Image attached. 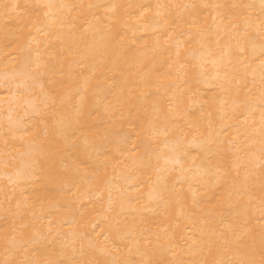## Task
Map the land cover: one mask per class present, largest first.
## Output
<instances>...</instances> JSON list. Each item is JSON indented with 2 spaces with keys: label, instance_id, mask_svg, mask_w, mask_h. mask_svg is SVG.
Here are the masks:
<instances>
[{
  "label": "bare ground",
  "instance_id": "6f19581e",
  "mask_svg": "<svg viewBox=\"0 0 264 264\" xmlns=\"http://www.w3.org/2000/svg\"><path fill=\"white\" fill-rule=\"evenodd\" d=\"M261 21L264 0H0V264H261Z\"/></svg>",
  "mask_w": 264,
  "mask_h": 264
},
{
  "label": "snow or ice",
  "instance_id": "6c2138e0",
  "mask_svg": "<svg viewBox=\"0 0 264 264\" xmlns=\"http://www.w3.org/2000/svg\"><path fill=\"white\" fill-rule=\"evenodd\" d=\"M49 11L46 12L45 18L47 19V22L49 25H55L57 24V18L52 14L51 10L54 7L51 4L45 5ZM13 10L15 9L16 5H13ZM64 7V6H61ZM158 15H160L158 13ZM166 22V21H165ZM60 23H63L62 21H60ZM260 34L262 37H264V21H261L260 23ZM218 43V42H217ZM202 47H204L202 45ZM239 51L243 52L244 48L243 47H239ZM177 57H179L180 55V51H179V45H178V49H177ZM190 56L192 57H196V52L192 51L189 53ZM261 55L264 56V42H262L261 44ZM211 56V59H208V57ZM198 67L200 69V74L203 76L205 74V68L206 65L211 64L212 67L215 69L214 73H208L207 76L205 77L208 80H220L222 79L221 77V69L223 67H225L227 64L231 63V46H226L224 49H221L220 51H218L217 53L213 54L212 51L209 49L207 51V54L205 53H201L200 56L198 57ZM260 65L262 70H264V59H262L260 61ZM264 82V81H262ZM223 103L224 101H221V108L220 111L223 113L224 112V108H223ZM234 111V109H233ZM260 124H261V129L262 131H264V93H262V104H261V118H260ZM211 127V125H209ZM165 165H168L169 163L175 165H178L180 168V171L183 172L185 171L183 169V166L181 164V156L179 153H177V155L172 158L169 159L168 157H165ZM162 171L168 172L169 169L168 168H164L162 169ZM196 178L198 179H204L205 177L209 176V169L208 168H204V167H197L196 168V173H195ZM190 189H191V185H190ZM193 197H195L196 193L193 191ZM162 195L158 194V196L156 198H159V196ZM260 215L262 218H264V198H262L261 200V207H260ZM93 231L95 230L96 227H98V225L93 224ZM111 227H115L117 228V230L119 231V221H116L115 224L111 225ZM103 237V240H101L100 238ZM109 237L105 234V230L102 229L100 232L96 233L95 236V241L99 242L101 244V250L105 251V245L108 242ZM5 264H10V262H5ZM261 264H264V260L261 261Z\"/></svg>",
  "mask_w": 264,
  "mask_h": 264
}]
</instances>
